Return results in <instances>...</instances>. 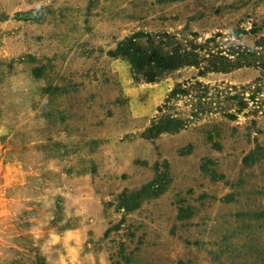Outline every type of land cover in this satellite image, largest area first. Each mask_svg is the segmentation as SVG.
I'll use <instances>...</instances> for the list:
<instances>
[{"label": "rangeland", "instance_id": "374dc122", "mask_svg": "<svg viewBox=\"0 0 264 264\" xmlns=\"http://www.w3.org/2000/svg\"><path fill=\"white\" fill-rule=\"evenodd\" d=\"M136 32L251 64L146 82L111 55ZM192 78L209 111L159 112ZM0 264H264V0H0Z\"/></svg>", "mask_w": 264, "mask_h": 264}, {"label": "trees", "instance_id": "16d2710c", "mask_svg": "<svg viewBox=\"0 0 264 264\" xmlns=\"http://www.w3.org/2000/svg\"><path fill=\"white\" fill-rule=\"evenodd\" d=\"M140 39H144V44L139 42ZM222 39L221 34H216L202 44L194 41L183 44L176 35L167 32L156 35L136 32L119 41L111 55L125 60L133 76L146 82L157 81L164 75L184 67L201 68L198 71V76H201L204 72H224L251 64L247 58L249 49H244L228 39L226 41ZM206 93L207 86L195 78L177 83L158 111L162 112L163 107L170 100L186 96L194 101L190 115L196 118L202 112L209 111L208 104L204 106ZM224 115L229 118L234 117L230 113ZM184 126V120L175 114L162 113L151 122L146 135L148 138H153L161 132H176ZM120 197L123 199L125 195Z\"/></svg>", "mask_w": 264, "mask_h": 264}]
</instances>
